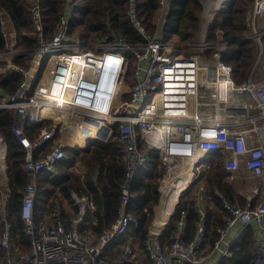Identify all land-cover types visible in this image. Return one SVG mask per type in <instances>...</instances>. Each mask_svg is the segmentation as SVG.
I'll use <instances>...</instances> for the list:
<instances>
[{"label":"built area","instance_id":"built-area-1","mask_svg":"<svg viewBox=\"0 0 264 264\" xmlns=\"http://www.w3.org/2000/svg\"><path fill=\"white\" fill-rule=\"evenodd\" d=\"M169 0H157L158 14L154 32L149 35L137 15V0H128L127 17L141 39L132 43L122 38L100 39L93 49L81 51L79 36L68 33L69 22L78 6L76 0H63L54 33L45 37L40 0H30L31 37L35 47L30 50L27 68L12 59L23 51L18 49L13 35L6 50L0 52L2 72L19 73L22 81L15 92L0 100V110H12V133L25 151L23 169L26 184L22 191L20 218L30 241L27 251L14 254L9 243V225L3 209L6 204L5 143L0 154V264H136V250L130 241L122 242L118 257L105 259L109 245L126 238L138 225L135 216L127 212L129 202L138 198L131 192L136 175L150 161L149 151H156L161 177L157 184L160 202L170 188L163 181L181 178L174 207L182 192L198 183L200 174L208 168L201 159L210 153L223 155V167L230 178L264 181V72L255 79L258 65L263 62L264 0H253L246 11L250 38L257 44L256 63L248 80L235 85L232 67L223 63L226 43L208 41L206 31L213 19L204 25L200 38L189 43L187 56L176 53L174 42L164 37L163 26ZM210 53L209 61L204 62ZM133 69V81L126 83L128 69ZM210 87L209 99L214 101L216 114L207 111L208 103L200 101L201 88ZM243 95L253 98L254 107L244 103ZM47 109V113L43 110ZM249 109L255 111L251 113ZM51 119L31 140L26 135L28 125ZM58 134L77 141L80 134L84 146L88 140L107 142L113 136L123 149L125 174L120 184V205L115 222L103 228L98 237L81 232L88 212L93 209L90 199L75 192L71 201L76 214L69 226L57 219L38 235L33 228L35 180L41 172L55 174L56 167L67 158L65 144ZM51 148L42 158L34 152ZM189 163V178L179 166ZM204 185L197 187L196 204L200 214L193 238L182 241L185 213L177 222L171 244L163 248L160 229L151 227L144 242L149 264H234L232 245L247 228L252 230L255 250L251 264H264V191L255 203V189L246 197L243 207H231L226 224L217 229L219 237L210 251L204 250V215L201 208ZM117 243V244H118ZM116 244V245H117Z\"/></svg>","mask_w":264,"mask_h":264},{"label":"trees","instance_id":"trees-1","mask_svg":"<svg viewBox=\"0 0 264 264\" xmlns=\"http://www.w3.org/2000/svg\"><path fill=\"white\" fill-rule=\"evenodd\" d=\"M203 0H169L163 26L164 37L174 42L176 53L188 55V45L200 33L199 13ZM128 0H82L69 22L68 33L79 36L83 50H90L102 38L111 33L113 38H122L127 43L141 39L127 17ZM253 0H224L219 10L208 25L206 38L208 41L226 43L222 51L223 63L232 67V79L235 85L245 83L256 63L257 44L250 38V27L246 11ZM45 37L54 33L63 0H40ZM30 0H0V52L6 50L10 35L14 36L17 48L22 53L12 62L26 69L29 51L35 47L31 37L32 27L29 15ZM158 14L157 0H137V15L146 32L152 35ZM5 21V22H4ZM6 23V24H5ZM264 63V35L261 37ZM20 49V50H21ZM210 55V53H207ZM5 63L0 62V100L12 95L22 81L19 73L2 72ZM129 70V69H128ZM47 113V109L43 110ZM14 113L12 110H0V136L5 143L6 204L5 220L9 225V243L14 254L27 251L30 241L25 234V226L20 218L22 191L26 184L23 169L25 151L15 140L12 133ZM52 121L41 120L39 124L28 125L26 135L34 140L43 127ZM63 143L67 158L56 167V173L41 172L35 180L36 195L33 205V228L35 235L50 228L57 219L69 226L76 214V207L71 201V193L75 192L90 199L93 209L88 212L81 232L87 233L94 241L100 231L111 226L118 215L120 205V184L124 178V152L114 136L107 142L88 140L84 147L68 148V136L58 134ZM77 138L84 145L81 135ZM47 143L43 150L34 152V158H42L51 148ZM150 161L140 170L131 185V192L138 198L127 205V212L138 220V225L131 229L128 239L120 241L115 248L114 257L104 254L105 259L113 261L118 257L122 242L130 241L136 249L137 264H149L144 253V242L148 236L154 219V207L158 203L157 184L161 177L160 161L156 151H149ZM201 161L208 163V168L200 174L198 183L182 192L173 207L168 219L160 231L159 241L163 248L168 247L175 236L177 222L181 213H185L182 241L188 243L194 236L200 214L195 205L197 187H206L203 195L204 215V250L210 251L213 242L219 237L217 229L226 224L228 211L225 204L231 207L245 205V198L234 188L223 167V155L220 152L210 153ZM165 181V179H164ZM163 181V183H164ZM167 188V182L162 187ZM259 195L253 198L255 202ZM163 199V198H162ZM161 199V201H162ZM174 206V204H173ZM1 214V211H0ZM234 264H251L254 245L252 230L247 228L232 245ZM225 260L219 264H226Z\"/></svg>","mask_w":264,"mask_h":264},{"label":"rangeland","instance_id":"rangeland-1","mask_svg":"<svg viewBox=\"0 0 264 264\" xmlns=\"http://www.w3.org/2000/svg\"><path fill=\"white\" fill-rule=\"evenodd\" d=\"M223 1L224 0H203L202 1V10L199 13V19H200V31L199 32L200 33H198V35L196 36L197 39L201 37L202 31L204 30V28H203L204 25L208 24V22L210 21V17L214 13V11L217 10V9H220L221 4L223 3ZM76 2H77V5H78V4H81L82 0H76ZM260 23H261V26H263L264 25V19L261 20ZM203 33H205V30H204ZM8 39H9V37H8ZM18 49H21V48H18ZM188 50H189V48H188ZM81 51H85V50L82 49ZM189 52H190V50L188 51V54H189ZM209 56L210 55H207L206 57H204V58H206V60H204V62L209 61ZM257 70H258V72H257L256 75H254V77H255V79L258 80V79L261 78V76H262V74L264 72V63L263 62L260 65H258V69ZM132 81H133V69H132V67H130V69L127 71V75H126V83H127V85L131 86L132 85ZM211 92H212V88H210V87L201 88L200 101L202 103H206L207 102L208 104L206 106H204V107H207V111L209 113H211L212 115L213 114L215 115L216 112H217L216 111L217 107H214V101L212 99H209V95H210ZM244 99H247V98H244ZM252 105L253 104L251 102L250 106H252ZM46 120H51V119H46ZM79 144H81V142ZM79 144L77 143L76 140H74L72 138H69L67 140V142H66V146H68V148H73L76 145L79 146ZM189 168L190 167H188V170H189ZM187 173H189V171ZM166 181H167V178H165L163 186L165 185ZM229 181L232 182L235 190L240 195H242L243 198L248 197L251 194V190L255 189V192H256L255 194L259 195L257 197L258 199L255 201V203H257L260 200L262 192L264 191V181H262V180H257V179L241 180V179H236V178H229ZM153 221H154V219H153ZM153 221H152V223H153ZM152 223H151V226H152Z\"/></svg>","mask_w":264,"mask_h":264},{"label":"bare ground","instance_id":"bare-ground-1","mask_svg":"<svg viewBox=\"0 0 264 264\" xmlns=\"http://www.w3.org/2000/svg\"><path fill=\"white\" fill-rule=\"evenodd\" d=\"M4 151V145L3 141L0 136V154H2ZM187 163V162H186ZM181 168V171L184 174V180H187L189 178V174L187 173L189 164H182V166H179ZM181 178L173 179L172 181H168L167 179V188H170L169 192L166 195L165 198L161 201V206H158L155 208L156 211V219H154L152 226L162 229L164 222L168 218V215L173 207L174 202L176 201L177 193L179 192L178 186L181 184ZM182 186V184L180 185ZM253 189L251 190V192Z\"/></svg>","mask_w":264,"mask_h":264},{"label":"crops","instance_id":"crops-1","mask_svg":"<svg viewBox=\"0 0 264 264\" xmlns=\"http://www.w3.org/2000/svg\"><path fill=\"white\" fill-rule=\"evenodd\" d=\"M247 98V99H244V98ZM242 98H243V100H244V103H247V105H248V107H254V101H253V98L251 97V96H249V95H243L242 96ZM252 102V106H250V103ZM249 110H251L250 112L251 113H254L255 111H252V109H249ZM81 141H79V143H80ZM79 146L80 147H84V145L83 146H81L80 144H79ZM187 164H189L188 162H187ZM186 164V165H187ZM189 174V173H188ZM229 176V175H228ZM230 178V177H229ZM248 180V179H247ZM249 180H251V179H249ZM160 196V195H159ZM196 196H197V194L195 195V198H194V201H195V205H196V207H197V204H196ZM255 197V196H254ZM246 199V198H245ZM158 206H161V202H160V197H159V199H158V203H157V205L154 207V219H156V211H155V208L156 207H158ZM201 208L203 209V204L201 205ZM173 211H174V206H173V210H172V212H171V214L173 213ZM203 211V210H202ZM171 214H169V216L171 215ZM168 216V217H169ZM168 219V218H167ZM152 227V226H151ZM154 227V226H153ZM150 230V229H149ZM126 238H128V235L126 236ZM253 240H254V238H253ZM118 243V242H117ZM117 243H115V244H112V245H109L107 248H106V250L104 251V253L108 256L109 255V250H111L112 251V253H111V257H114V252H115V248H117L118 246L116 245ZM137 264V263H136Z\"/></svg>","mask_w":264,"mask_h":264}]
</instances>
